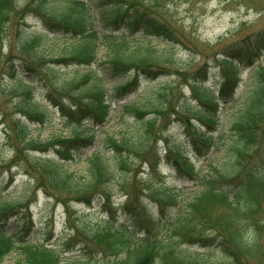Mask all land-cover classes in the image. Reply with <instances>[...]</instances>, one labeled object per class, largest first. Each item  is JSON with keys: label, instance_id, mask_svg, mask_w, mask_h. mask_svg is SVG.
<instances>
[{"label": "rangeland", "instance_id": "374dc122", "mask_svg": "<svg viewBox=\"0 0 264 264\" xmlns=\"http://www.w3.org/2000/svg\"><path fill=\"white\" fill-rule=\"evenodd\" d=\"M78 1L83 5L76 6L73 13L81 14L100 33L127 36L129 49L150 41L156 47V54L171 58L173 65L164 62L169 67L165 73L153 79L143 78L139 87L123 99L109 98L110 113L106 123L94 124L88 117L79 122H71L62 115L51 99L57 101L64 98L67 103L73 104L67 97V92L62 90V85L83 74L94 75L101 71L102 62L109 52V42L104 38L98 40L95 60L91 64L73 60L56 64L48 61L49 56L66 55L68 47L76 40V33L53 29L45 23L47 20L43 16L33 11L19 12L15 17L22 22L20 30L24 26L22 32L26 35L35 34L40 37L39 51L45 57L42 58L43 63L35 69L33 80L28 79L29 75L22 77L30 87L33 103L47 114L44 123L28 120L32 127L29 136L47 140L56 135H72L76 130L93 134L92 145L77 150L72 159H62L64 168L77 177H82L88 172V157L95 149L101 148L109 154L114 153L110 148L109 138L125 136L130 143H138L147 138L145 124L155 115V103L148 101L151 94L164 89L170 93L167 99L170 105L165 110L168 116L162 114L157 120L158 126L152 129L154 136L148 148L149 155L128 152V169L118 168L111 181L112 190L108 198L96 195L91 203L77 201L63 194L57 195L60 200L50 195L46 190L52 188L44 175L38 177L36 169L29 166L21 154L18 157L13 155L12 148L5 140L4 123L0 121V162H6L0 168V204L5 201L26 202V206H21L9 218V231H17L25 241L54 248L63 260L87 256L105 264L119 252L120 243L116 241L124 236L117 234L116 241L108 240V243V236L103 237L104 241L94 237L99 229L109 228L114 231L119 224H125L133 231V238L137 240L146 235L149 227V233L161 244L168 239L173 247L199 252L209 264H230L215 243L202 245V241L195 239L196 233L186 239L174 229V223L182 209L189 210L191 199L203 190V183L214 179L217 171L228 172L232 168V162L228 158V146L232 137L229 127L250 96L252 73L258 64H264V55L259 63L256 61L250 66L239 63L241 70L233 94L227 99L219 98L217 104L214 102L215 105L209 108L215 117L212 127L193 120L197 133L202 132L198 130L200 126L204 132L209 131L216 136V140L209 145H204L195 138L194 142H190L193 137L183 119L172 113L180 105L184 108L190 106L208 109L200 103L192 90L194 69L207 63V77L202 84L217 96L220 84L217 79L222 71L216 58L221 57L226 46L239 43L247 36L253 37L256 32L264 29V0H155L166 5V19L175 32L173 40L130 32L123 23L113 30L106 24L107 20H101L100 0ZM69 3L70 0H50L52 9L57 13L66 11ZM7 40L4 42L5 47L8 45ZM4 72L0 71V117L10 118L13 114H18L14 112L22 93L19 91L21 88L15 86L10 73ZM131 75L132 73H128L110 78L104 74L103 83L111 90ZM77 91L79 90L73 89L72 93L78 94ZM143 109H148L147 113H141ZM219 135H222V139H218ZM177 149L180 155L182 153L185 164L192 167L191 171H186L185 164H181V161L175 162L170 151ZM36 152L38 151L30 153L38 154ZM44 154L55 156L52 150ZM146 158L157 161L155 168L149 165ZM241 166L254 167L259 173H264V136L258 141L252 157L246 159ZM126 202L138 207L133 210L123 209ZM222 210V206H216L214 210H210V215L214 216ZM119 254L122 255V252ZM19 259L21 254L16 248L5 256L2 264H15ZM250 264L255 263L250 261Z\"/></svg>", "mask_w": 264, "mask_h": 264}, {"label": "trees", "instance_id": "16d2710c", "mask_svg": "<svg viewBox=\"0 0 264 264\" xmlns=\"http://www.w3.org/2000/svg\"><path fill=\"white\" fill-rule=\"evenodd\" d=\"M73 2L70 11L57 13L51 9L49 0H0V71L9 72L12 77L10 78L16 87L21 88L19 91L22 93L14 112L20 116H2L0 121L4 123L5 140L12 148L13 155L18 157L21 154L28 165L36 169L38 177L44 175L52 190L44 189L50 195L59 199L57 195L63 194L77 201L91 203L96 195L108 198L112 190L111 181L118 168L128 169V152L149 155L148 148L154 136L152 129L158 126L157 120L162 114L168 116L165 110L170 105L167 103L170 93L164 89L149 96L148 101L155 103V115L145 124L147 138L144 141L130 143L125 136L109 138L110 148L114 153L109 154L101 148L95 149L88 157L87 174L77 177L64 168L62 159H72L77 150L92 145L94 135L76 130L72 135H56L47 140L29 136L32 127L28 120L44 123L47 114L33 103L30 87L24 83L22 77L29 75L28 79L33 80L35 69L43 63L42 58L45 57L39 51L40 37L22 32L25 28L23 26L20 30L22 22L16 20L15 16L19 12L33 11L43 16L47 20L45 23L53 29L76 33V40L68 47L66 55L49 56L48 61L56 64L68 60L91 64L95 60L98 40L104 38L109 42V52L102 62L101 71L94 75L83 74L62 85V90L67 92V97L73 104L67 103L64 98L57 101L51 99L62 115L71 122H79L80 119L88 117L94 124L105 123L110 112L109 97L119 99L125 96L137 88L141 78L158 77L169 68L165 64L171 66L173 61L171 58L158 56L156 47L150 41L129 49L127 36L100 33L80 14L71 11L75 6L83 5L77 0ZM99 4L101 20H107L106 24L113 30L123 23L130 32H141L145 37L155 36L171 40L175 38L174 29L166 19V5L163 3L155 0H100ZM6 40L8 45L5 47ZM221 54V57L216 58L222 71L217 79L220 82L217 96L202 84L207 77V63L204 62L194 69L192 74V90L200 103L208 109L190 106L184 108L180 105L172 113L183 119L193 137L190 142L196 139L209 145L216 140L214 134L204 132L200 126L198 130L202 132L197 133L193 120L196 119L208 127L215 124L214 113L209 108L215 105L214 102L217 104L219 98L227 99L233 94L240 62L251 65L264 55V29L256 32L253 37L247 36L239 43L226 46ZM131 72V78L111 90L103 83L104 74L114 78ZM252 77L250 96L246 98L243 108L229 127L232 137L227 155L232 162V168L229 172L218 171L214 179L204 183L203 190L189 203V210H182L174 223V229L186 239L196 233L195 239L202 241V245L215 243L230 264H250V261L264 264V215H261L264 214V173H259L254 167L241 166L246 159L252 157L258 141L264 136V64L257 66ZM73 89H78V94L72 93ZM146 111L148 109H143L141 113H147ZM221 136L218 139H222ZM196 149L200 151L199 148ZM48 150H52L55 156H46L44 153ZM31 151H38V154H31ZM170 153L177 163L180 159L179 150ZM146 160L155 168L156 160ZM5 163L0 162V168ZM182 164H185L184 160ZM186 167L189 168L188 164ZM21 206H26V202L5 201L0 204V264L16 248L20 251L21 259L15 264H101L99 260L87 256L70 257L63 261L54 248L25 241L17 231H9L7 222ZM216 206H222L223 210L211 216L210 210H214ZM135 207L138 206L131 202L122 206L123 209L130 210ZM147 228L146 235L137 240L133 238V231L125 224H119L114 231L109 228L99 229L94 237L104 241L108 236V243V240L116 241L117 234L124 236L116 241L120 243L121 250L105 264H209L199 252L173 247L168 239L161 244L149 233L151 229ZM93 233L94 231L89 235Z\"/></svg>", "mask_w": 264, "mask_h": 264}]
</instances>
